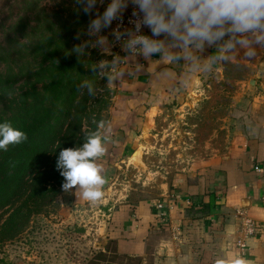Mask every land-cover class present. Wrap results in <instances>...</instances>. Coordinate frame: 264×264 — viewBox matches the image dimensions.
<instances>
[{"label":"rangeland","instance_id":"374dc122","mask_svg":"<svg viewBox=\"0 0 264 264\" xmlns=\"http://www.w3.org/2000/svg\"><path fill=\"white\" fill-rule=\"evenodd\" d=\"M62 5V9L65 5L75 6L73 0H0V72L7 81L6 92L0 97V110L31 87L27 70L35 63L29 55L34 53L33 46L48 35L37 29V18L44 20L43 11L52 15ZM104 6L98 5L99 11ZM111 27L102 34L110 33ZM84 39L86 35L80 41ZM14 42L25 45V52L12 54L5 61L6 52L18 50L17 46L12 47ZM96 52L94 63L111 59L99 50ZM29 63L28 69H22ZM42 83L44 80L40 87ZM115 94L112 86L108 96L103 97L110 102V108L102 112L109 122ZM253 102L264 107V52L255 61L244 60L236 53L230 62L197 77L183 93L148 109L145 113L149 122H145L143 131L133 124L135 152L113 170L104 169L108 174L103 172L105 184L100 199L85 200L75 188L62 190L51 205L31 217L19 235L0 246V264H86L95 252L102 250L100 246L109 242L104 223L108 213L126 196H155L159 186L225 157L236 136L239 106L245 108Z\"/></svg>","mask_w":264,"mask_h":264},{"label":"crops","instance_id":"0c3cea01","mask_svg":"<svg viewBox=\"0 0 264 264\" xmlns=\"http://www.w3.org/2000/svg\"><path fill=\"white\" fill-rule=\"evenodd\" d=\"M112 52L124 55L114 47ZM134 59L124 67L132 66ZM135 62L146 63L142 57ZM156 71L152 64L113 85V132L102 133L111 136L101 157L106 164L97 161L103 172L135 152L133 124L143 131L148 109L184 92L177 90L175 79L150 75ZM170 71L175 76L182 68L174 65ZM242 107L225 157L159 186L155 196L132 202L126 196L107 214L105 238L116 240L119 253L140 257L141 264H264V107L254 102ZM100 247L104 250L105 243Z\"/></svg>","mask_w":264,"mask_h":264},{"label":"clouds","instance_id":"9594fccd","mask_svg":"<svg viewBox=\"0 0 264 264\" xmlns=\"http://www.w3.org/2000/svg\"><path fill=\"white\" fill-rule=\"evenodd\" d=\"M73 4L76 11L93 18L76 34L77 38L86 35L87 39L76 44L70 54L80 61L89 56L86 49L94 48L103 56H111L89 67L108 88L155 64L157 71L150 75L158 80L175 79L178 91L187 90L197 77L230 62L236 53L244 60L255 61L264 52V0H73ZM105 4L99 11L98 5ZM129 6L130 26L125 27L122 20ZM114 21L116 27L102 34ZM142 28L150 34L142 32ZM116 45L124 55L112 52ZM137 57L146 63H136ZM131 58H135L132 66L124 67ZM174 65L182 68L175 76L170 71ZM78 87L89 96L96 95L94 81L83 80ZM95 123L96 130L88 133L80 146L61 149L56 161L64 178L62 189L75 188L88 201L103 195L105 177L97 161L105 155L111 139L102 132H113L109 121ZM26 140L25 132L10 122H0V150Z\"/></svg>","mask_w":264,"mask_h":264},{"label":"trees","instance_id":"16d2710c","mask_svg":"<svg viewBox=\"0 0 264 264\" xmlns=\"http://www.w3.org/2000/svg\"><path fill=\"white\" fill-rule=\"evenodd\" d=\"M62 7L52 15L43 11L44 20L37 18L40 24L37 29L48 35L33 46L34 53L29 55L35 63L33 68L28 69L30 63L22 68L28 69L27 73L30 71L31 87L0 110V122H10L27 134L23 143L0 150V246L12 241L33 215L55 201L63 190L64 179L56 168L59 151L80 146L87 134L96 130L95 122L105 120L102 112L110 108V102L103 100L108 96L104 80L89 68L97 57V50L86 49L89 56L81 57L80 61L70 54V50L82 42L83 35L77 38L75 34L86 28L93 17L76 11L75 6ZM70 36L75 37L70 39ZM13 46L18 50L6 52L5 61L12 54L25 52L26 46L22 43L14 42ZM41 80L44 84L40 87ZM83 80L95 82V96L79 89ZM6 85L0 72V97L5 94ZM146 197L150 196L135 200ZM135 200L129 196V202ZM141 262L140 257L119 253L116 240L109 238L104 250L95 252L86 264Z\"/></svg>","mask_w":264,"mask_h":264},{"label":"built area","instance_id":"2783aa9c","mask_svg":"<svg viewBox=\"0 0 264 264\" xmlns=\"http://www.w3.org/2000/svg\"><path fill=\"white\" fill-rule=\"evenodd\" d=\"M131 10H132V8H131V6H129L128 10H127V11L125 12V14H124V17H123V20H122V24H123V26H125V27L130 26V25H129V19H130V16H131ZM116 24H117V22L114 21V22H113V25H112V27H111V30H112V28L116 27ZM141 31L144 32V33H146V34H150V33H149V30H148L147 28H142ZM114 48H115L117 51L121 52V50H120V48H119V45L114 46ZM123 54H124V53H123ZM255 170H256V171H259V167H256ZM157 208H158V209H162V208H163V205L159 203V204H157ZM163 222H165L164 219H163ZM247 224H248V227L250 228V231L253 232V231H254V225H253V223L250 222V221H248Z\"/></svg>","mask_w":264,"mask_h":264}]
</instances>
